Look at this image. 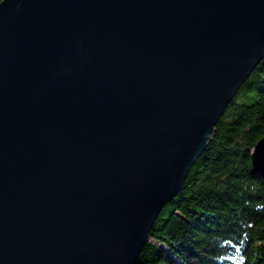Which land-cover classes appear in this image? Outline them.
I'll return each instance as SVG.
<instances>
[{"label": "water", "instance_id": "1", "mask_svg": "<svg viewBox=\"0 0 264 264\" xmlns=\"http://www.w3.org/2000/svg\"><path fill=\"white\" fill-rule=\"evenodd\" d=\"M263 59L264 0H3L0 264H137Z\"/></svg>", "mask_w": 264, "mask_h": 264}, {"label": "trees", "instance_id": "2", "mask_svg": "<svg viewBox=\"0 0 264 264\" xmlns=\"http://www.w3.org/2000/svg\"><path fill=\"white\" fill-rule=\"evenodd\" d=\"M264 137V59L216 126L137 264H264V178L252 151Z\"/></svg>", "mask_w": 264, "mask_h": 264}, {"label": "snow or ice", "instance_id": "3", "mask_svg": "<svg viewBox=\"0 0 264 264\" xmlns=\"http://www.w3.org/2000/svg\"><path fill=\"white\" fill-rule=\"evenodd\" d=\"M3 2V0H0V3H2Z\"/></svg>", "mask_w": 264, "mask_h": 264}]
</instances>
